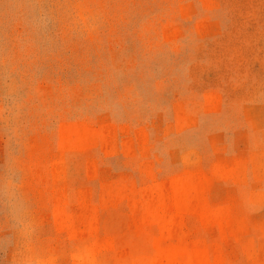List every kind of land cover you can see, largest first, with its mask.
Instances as JSON below:
<instances>
[{"label":"rangeland","instance_id":"rangeland-1","mask_svg":"<svg viewBox=\"0 0 264 264\" xmlns=\"http://www.w3.org/2000/svg\"><path fill=\"white\" fill-rule=\"evenodd\" d=\"M0 264H264V0H0Z\"/></svg>","mask_w":264,"mask_h":264}]
</instances>
